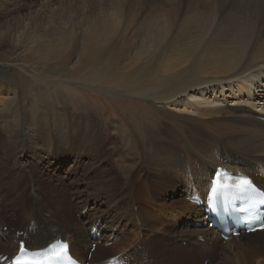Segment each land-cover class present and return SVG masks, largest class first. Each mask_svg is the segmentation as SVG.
<instances>
[{"label":"bare ground","instance_id":"obj_1","mask_svg":"<svg viewBox=\"0 0 264 264\" xmlns=\"http://www.w3.org/2000/svg\"><path fill=\"white\" fill-rule=\"evenodd\" d=\"M160 6L166 9H154L156 12L147 14L144 12L148 7L146 4L132 1L121 3L122 12L115 18H100L97 27L87 26L77 32L74 41L76 46L68 57L67 71L60 70L62 74L57 79L75 87L92 89L108 98L121 97L123 100L124 97L142 104L145 100L149 112L142 114V117L135 111L128 113L126 109L118 108L119 118L116 119L120 124L117 128L114 119L111 123L114 130L111 132L108 127L96 126L98 122L93 114L99 115L97 107L90 112L85 111L83 119L86 126H79L75 122L66 128H53L55 135L61 139L56 153L58 149H63L62 144L71 145L73 151L67 149L62 155L73 157L76 166L81 165L84 168L83 174L91 179L99 172L94 163L104 160V156L109 154L110 147L107 144L105 146L108 149L103 157H98L97 150L102 147L103 138L111 134L107 137L114 135L115 140H118V143L115 141V148L124 149L119 151L121 155L118 158L121 160L125 157L123 153L131 151L135 156L140 150L142 155L147 153L150 156L151 162L166 165L159 174L153 168L148 171L149 176H155L160 184L158 182L156 191L148 187L137 188L145 190L146 195L158 192L161 187L164 193H176L179 185L184 182H188L185 186L190 197L205 195L211 175L218 165L234 172L255 175L254 181L264 189V0H204L203 5H188L182 13L178 11L180 6L149 4V8ZM128 9L133 12L130 19L125 15ZM7 38L5 35L4 39ZM38 54L47 58L49 56L46 51ZM49 70L53 74L52 68ZM46 73L50 74L48 71ZM3 99L0 96V102L3 103ZM137 115L138 118H135ZM102 116L106 123L104 114ZM48 118L47 113H41L33 121H25L26 134L30 137H44L48 132L41 125L46 124ZM121 123L131 128L130 133L123 132ZM81 131L92 139L86 138L82 142L85 135L80 142ZM86 144L93 149L82 151L86 149ZM133 145L137 151L132 149ZM61 162L62 170L66 162ZM21 163L18 162L19 165ZM149 176L139 180H147ZM51 181L52 178L48 177L37 180L45 185L53 184ZM63 190L64 200L58 196H44L41 201L38 196L41 193L32 187L31 199L26 198L19 189L6 199L8 208L0 210V213L11 209L10 215L16 216L18 221L13 228V225L2 223L0 219V264H11L19 252L20 240L25 239L31 249L42 248L58 237L66 238L71 243L70 233L73 230L79 233L80 228L77 221L75 223L62 215V208L72 203L69 202L67 188ZM94 190H97L95 186ZM192 191L195 194H190ZM28 200L31 201V209L19 206V203ZM188 204L190 212L199 209L195 202ZM134 209L136 207L131 209L130 214L134 222L132 231L121 237L122 230L113 228L116 241L113 240L109 248L120 245L123 252L128 251L134 245L131 242L139 237L144 238L143 233H140L146 220L142 221L140 211ZM167 209V206H161L159 213L151 211V215L161 219ZM71 210L73 212V207ZM167 216L162 225H170L176 218L175 214ZM140 220L141 225H138ZM5 226H8L6 230ZM69 228L73 230L69 231ZM93 228H90L87 235L86 246L98 241L101 234V228ZM260 234H264V230L243 235L244 240L239 243L232 242L234 237L228 241L229 251L238 258L239 264H264V258L256 256L258 249L255 245L264 244V237H256ZM208 235L203 234L204 242L210 240ZM110 236L108 234L104 238L107 243ZM72 241L70 249L74 256L85 263L102 264L99 261L84 260L89 250L86 256V249L83 250L84 254L79 253V244ZM138 243L139 247L140 243L143 244L141 241ZM201 246L206 248V244ZM99 250L102 251L101 248ZM262 250L264 253V247Z\"/></svg>","mask_w":264,"mask_h":264},{"label":"rangeland","instance_id":"obj_2","mask_svg":"<svg viewBox=\"0 0 264 264\" xmlns=\"http://www.w3.org/2000/svg\"><path fill=\"white\" fill-rule=\"evenodd\" d=\"M131 1L146 4L148 7L144 12L147 14L155 10L166 9L162 6L150 7V9L149 4L151 5L152 2L158 5L162 3L180 6L178 11L181 13L187 10L188 5H203L204 3V0L203 3L202 0H0V96L4 98L3 103L0 102V210L8 208L6 199L12 196L17 189L22 190L28 199L32 198L30 188L37 189L41 193L38 196L42 201L44 196L51 198L58 196L64 200L63 188L66 187L69 202L72 203L69 205L67 203L62 208L64 209L62 215L66 219L74 220L75 223L77 221L80 232L77 233L73 228H69V231L73 230L70 238L75 240L76 245L79 244L77 248L79 253L84 254L83 250L86 249V256L89 250L88 257H84V260L99 261L105 264L106 261H110L111 257L110 264H239L238 258L229 251L228 241H223L218 231L212 232L207 227L196 225L195 222L199 218L203 219V213L200 206L196 212L189 211L188 203L191 199L185 186L188 182L180 184L176 193L174 191L164 193L161 187L158 192L146 195L145 190L137 189L141 187L157 189L159 180L157 181L155 176L150 177L148 171L154 169L156 174H159L166 168V165L151 162L150 156L147 153L142 155L135 145L132 149L137 151L136 155L133 156L129 148L130 152L123 153L125 157L121 160L118 158L121 153L119 151L124 149H116L115 141L118 143V140H115L114 135L111 137H107L111 134L106 135L97 153L98 157H103L108 149L105 146L107 144L110 147L109 154L104 156V160L100 159L94 163V167L96 166L99 172L91 179L83 174L84 168L81 165L76 166L73 157L62 155L67 149L73 151L71 145L63 146L62 144L63 149H58L56 153L61 139L55 135L53 128L56 126L66 128L69 125L73 126L75 122L79 126H86L83 119L85 111L90 112L91 109L97 107L99 115L93 114L97 118L96 126L99 124L101 127H108L111 132L114 130L113 120L119 118L118 108L126 109L128 113L135 111L140 115L149 112L145 100L142 104L141 102L134 103L137 100L132 102L124 97H122L123 100L121 97L120 99L108 98L92 89L75 87L57 79L62 74L59 73L60 70L67 71L68 57L76 46L74 41L79 30L87 26L97 27L100 18H115L122 12L121 3ZM164 11L166 10L161 12ZM132 13L129 9L125 11L129 19ZM5 35L8 36L6 40ZM44 51L49 54L48 58L38 54ZM49 68H52L53 74ZM41 113L49 115L47 123L41 125L42 128L47 129L48 134H44L42 138L36 135L30 137L26 134L25 121L30 119L33 121ZM101 113L104 114L106 123ZM135 118H138V115ZM115 121L118 128L120 123L117 119ZM122 127L123 132L130 133L129 126L123 123ZM115 132L117 134L118 129ZM85 135L82 131L79 133L80 142ZM86 138H88L87 135L82 142H85ZM220 142L222 143L223 140ZM19 147L23 149L20 150ZM75 147L81 150L78 145ZM91 149L93 147L86 144V149L82 151ZM54 157L57 159L53 160ZM106 159H108L107 162H105ZM21 161L19 165L18 162ZM61 161L66 162L62 170ZM146 176L150 178L144 181L139 180L140 178L146 179ZM47 177L52 178L51 183L53 184L45 185L37 182L38 179ZM94 186L98 191L94 190ZM35 202L39 204L37 200ZM30 203L31 201L28 200L25 203H19V206L31 209ZM161 206L168 207L167 217L176 215L170 225H162L165 223L166 215H162L161 219H156L155 215H151V211L159 213ZM70 207H73V212ZM134 207H136L135 211H140L142 221L146 220L140 233H143L144 238L139 237L133 243L131 242L134 245L132 248L129 247L128 251L123 252L120 245L109 248L113 245V240L116 241L115 236L111 240L115 233L113 228L122 230L121 237H124V233L129 234L132 231L134 222L130 214ZM10 213H12L11 209L0 213V219L2 223H10L14 228L18 218L11 216ZM142 221L140 220L138 225H141ZM90 225L101 228V234L98 241L86 246L87 235L92 228ZM7 228L8 226H5L4 230ZM17 230L19 232V229ZM204 233L209 234L208 239L210 240L207 242L199 241L197 238L198 234L203 235ZM108 234H111L109 243L104 240ZM62 236L65 237V235ZM240 237L241 239L234 237L232 242L243 241L244 236ZM256 237H264V234ZM138 241L143 243H140V247ZM198 243L206 244V248ZM255 246L258 249L256 256L264 258L262 250L264 244L260 243ZM100 248L101 252H99ZM95 253L98 255L94 257Z\"/></svg>","mask_w":264,"mask_h":264},{"label":"snow or ice","instance_id":"obj_3","mask_svg":"<svg viewBox=\"0 0 264 264\" xmlns=\"http://www.w3.org/2000/svg\"><path fill=\"white\" fill-rule=\"evenodd\" d=\"M234 187L239 192H245L249 189H253L252 180L241 177L235 182ZM261 228H264V224H261ZM23 249V244L20 245ZM69 252V246L67 243H57L51 245L46 251L33 252L28 256L20 255L16 257L15 264H59V261L67 259ZM34 257H43L42 260H36Z\"/></svg>","mask_w":264,"mask_h":264}]
</instances>
